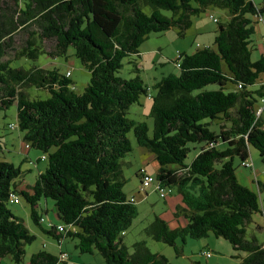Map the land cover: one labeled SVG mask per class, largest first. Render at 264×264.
<instances>
[{"label": "trees", "instance_id": "trees-1", "mask_svg": "<svg viewBox=\"0 0 264 264\" xmlns=\"http://www.w3.org/2000/svg\"><path fill=\"white\" fill-rule=\"evenodd\" d=\"M209 6L228 13L224 22L211 16L219 23L216 48L179 53L180 75H168L152 88L138 63L133 78L118 76L124 60L138 55L152 33L178 28L183 37L193 17ZM263 12L253 0H0V111L17 105V129L29 150L47 161L27 190L19 188L22 169L0 161V264L8 257L25 264V248L37 238L9 209L12 193L25 198L44 233L58 241L77 239L82 254L98 252L106 264H170L144 241L136 242L133 252L124 242L139 214L131 201L136 198L124 192L132 131L158 163V183L182 197L176 216L187 220L185 227L172 229L156 215L147 234L178 252V239L185 243L213 234L244 253L235 256L240 264H264V244L246 239L252 215L264 217V201L237 175L251 148L264 165V55L252 59L255 19ZM18 35L24 39L16 51ZM70 48L91 73L82 93L76 92L71 72L14 66L24 58L66 57ZM10 51H16L14 59H7ZM29 87L45 89L50 97L32 98ZM144 96L152 100V136L147 123L127 116ZM190 144L200 149L188 163ZM142 168L136 173L141 181ZM258 185L262 192L264 183ZM48 199L55 202L60 224L45 228L39 206ZM29 264L70 263L42 250Z\"/></svg>", "mask_w": 264, "mask_h": 264}, {"label": "rangeland", "instance_id": "rangeland-1", "mask_svg": "<svg viewBox=\"0 0 264 264\" xmlns=\"http://www.w3.org/2000/svg\"><path fill=\"white\" fill-rule=\"evenodd\" d=\"M254 1L259 8H263L264 0ZM146 11L150 13L151 9L146 8ZM212 15L220 22L228 19L227 11L209 6L199 16L193 17L195 26L187 30L183 37L180 36L178 28H172L162 33H152L148 40L140 47V53L138 55L128 57L124 60V66L118 72V76L124 79L133 78L135 76L133 63L139 64V68L141 69L140 75L150 88L168 75H180L181 70L176 64L179 53L193 54L197 50L208 46L216 48L215 41L219 23L214 22L211 18ZM262 15L264 17V12ZM23 37V35L16 37V51L22 46ZM258 37L257 33L252 36V45H258ZM48 48L49 45L47 44ZM16 51H10L7 59H14ZM258 51L256 48L253 51V61H256L260 57ZM14 66H23L26 69L32 68L33 66H41L50 70L57 67L63 74L71 72V80L74 82V88L78 93H82L91 80L90 71L75 55L73 48H70L68 56L66 57L53 58L42 55L37 61L24 58L20 59ZM217 88L218 86H208L206 89ZM230 90L231 87L228 86L227 91ZM27 92L32 98L47 100L50 97V93L47 90L36 87L27 88ZM150 93L153 94V90ZM151 108L152 100L144 96L141 98L139 104H134L130 108L127 115L129 119L135 122L147 123L150 136H152L154 131V120L150 116ZM10 124L17 125V105L0 111V161L12 163L16 167H20L25 173L26 182L33 186L39 178L40 173L46 170L47 161H40L38 163L36 156H34L32 157V164L26 162L24 155L27 148L26 143L23 141V133L18 129H9L8 126ZM216 127L213 126L212 129L216 130ZM129 138L133 143L134 150L125 158V161L128 162V165L125 167V175L128 183L124 187V192L129 197L136 198V205L139 212L132 227L124 236V242L128 246L129 251H134L133 245L136 242L144 241L153 253L164 256L170 264H240L242 259L235 256H244V253L236 252L229 241L224 238H217L213 234L201 239L187 238L185 243L182 242V239H178L177 245L179 252L175 247L155 241L147 234L146 228L153 222L155 216H162L164 212L170 211V207L175 205L178 192L176 188H173V191L165 199L161 198L160 194L156 191V175L159 169L158 163L152 159L147 160L146 163L148 165H145L143 154H147V150L137 144L133 131L129 134ZM190 147L192 151L188 156V163H191L196 157L200 149V144H190ZM35 152L34 150L31 151L33 155H37ZM38 153L41 155L40 152ZM249 162L252 168L242 166L238 168L237 175L239 181L244 186L258 192L261 200L264 201V190L260 192L258 188V182L264 183V165L258 150L251 148ZM240 163L241 161L236 159V165L238 166ZM142 166L155 179V182L148 188L147 192H140L141 179L136 175L138 169ZM47 201L49 213H45V200H42L40 203L41 208L39 209V213L45 219V228L49 227L50 222L56 225L60 224V220L55 217V202L52 199H48ZM9 209L17 217L25 220L30 225L32 233L37 237L32 244H28L25 248L26 256L24 262L26 264L30 261L33 254L41 250H48L54 254H60L63 251L64 254H68L67 259L70 264H106L98 252L94 254L80 253L76 248L78 243L77 239L66 237L58 241L54 236L44 233L32 221L30 217V206L23 196H19L15 203H10ZM254 238H257L260 243H264V217L261 213H254L252 215V221L247 226L246 239L253 240ZM206 251L212 253V258H207L202 255ZM3 263L14 264L10 257L4 259Z\"/></svg>", "mask_w": 264, "mask_h": 264}, {"label": "crops", "instance_id": "crops-1", "mask_svg": "<svg viewBox=\"0 0 264 264\" xmlns=\"http://www.w3.org/2000/svg\"><path fill=\"white\" fill-rule=\"evenodd\" d=\"M254 1V0H253ZM255 2V1H254ZM263 9H264V6H263ZM227 16H228V13H227ZM263 16V15H262ZM261 18H262V20H261ZM261 18H256L255 19V21H256V25H255V32L257 33V35L259 36L258 38H259V40H258V45H253L257 50H259L258 52H259V54L260 55H264V17H261ZM215 22V21H214ZM195 26V23H194V21H193V25H192V27L191 28H193ZM24 141V140H23ZM31 151H33L32 149H27V151L25 152V155H24V157H25V160H26V162H28V163H30V164H32V162H33V160H32V157H34V156H36V158H37V162L39 163L40 162V159L42 158V156L36 151L35 153L37 154V155H33L32 153H31ZM143 159H144V161H145V165H148L147 163H146V161L147 160H154L155 161V158H154V156L151 154V153H147V154H143ZM142 167H144V166H142ZM254 181H255V179H254ZM18 183H19V188L20 189H25V190H27L28 188H30V187H32V185H30V184H28L27 182H26V177H25V175L23 176V177H20V179L18 180ZM46 201V210H45V213L46 214H48L49 213V210H48V201L47 200H45ZM180 205H183L182 204V197L178 194V196H177V199H176V202H175V205H173L172 207H170V211H168V212H164L163 214H162V218H164L167 222H168V224H169V226L172 228V229H177V228H179V227H185L186 225H187V220L184 218V217H178V216H176V207L177 206H180ZM39 208H41L40 206H39ZM175 211V212H174ZM30 217H31V214H30ZM55 217L59 220V218H58V216H57V212H56V215H55ZM25 221V220H24ZM55 222V221H54ZM25 223H26V225L30 228V230H31V227H30V225L25 221ZM50 223H52V222H50ZM53 224V223H52ZM53 225H55L56 226V224H53ZM59 225V224H58ZM264 244V243H263ZM42 251V250H41ZM46 251H48V250H46ZM49 252V251H48ZM49 253H52V252H49ZM62 253H63V251H61L60 252V254H54V253H52V254H54V255H57V256H61L62 255ZM30 262V261H29ZM29 262L27 263V264H29ZM67 262H68V259H67ZM26 264V263H25Z\"/></svg>", "mask_w": 264, "mask_h": 264}, {"label": "built area", "instance_id": "built-area-1", "mask_svg": "<svg viewBox=\"0 0 264 264\" xmlns=\"http://www.w3.org/2000/svg\"><path fill=\"white\" fill-rule=\"evenodd\" d=\"M212 18H213V16H212ZM213 20L217 21V19H215V18ZM261 20H262V18H261ZM179 57H180V55H179ZM68 75H70V73H68ZM239 87L241 88V86H239ZM262 102L264 103V99ZM260 112H261V110L259 111V113ZM10 129L16 130L17 126L11 124ZM26 148L29 149V146L26 145ZM243 166L245 168L251 167V163L245 162V163H243ZM141 175H142V181H141L140 192H147L148 188L151 187L153 185V183L155 182V179L152 175H150L148 173V171L145 168L141 169ZM156 191L160 194L161 198L165 199L167 197V195L172 192V189L165 188V187L161 186L160 183H158V181H157ZM18 197L19 196L16 193H12L10 195V203H15L17 201ZM131 201L136 202V199L133 198ZM42 221L45 222V219H43ZM51 226L53 227L54 225L52 223H50L49 227H51ZM57 229H58L59 233H63L65 231L64 226H61V225L57 226ZM202 255L206 256L207 258H212V253L209 251L203 252ZM60 257H61V261H67L68 254L62 253V255Z\"/></svg>", "mask_w": 264, "mask_h": 264}]
</instances>
